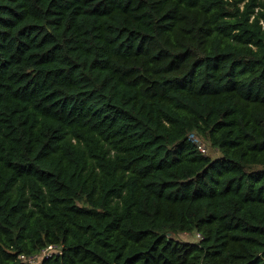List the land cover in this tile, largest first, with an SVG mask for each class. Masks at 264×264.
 Listing matches in <instances>:
<instances>
[{
	"label": "trees",
	"instance_id": "1",
	"mask_svg": "<svg viewBox=\"0 0 264 264\" xmlns=\"http://www.w3.org/2000/svg\"><path fill=\"white\" fill-rule=\"evenodd\" d=\"M49 245L264 264V0H0V264Z\"/></svg>",
	"mask_w": 264,
	"mask_h": 264
},
{
	"label": "rangeland",
	"instance_id": "2",
	"mask_svg": "<svg viewBox=\"0 0 264 264\" xmlns=\"http://www.w3.org/2000/svg\"><path fill=\"white\" fill-rule=\"evenodd\" d=\"M191 140L194 141L199 149L205 153L206 155H208L210 158L212 159H217L221 157V154L219 151L215 150L214 148H212L210 146V144H208L206 141H204L202 138L198 137L197 135H191L190 136ZM177 239L184 241V242H193L197 239H199V236L195 233L192 234H180L177 235Z\"/></svg>",
	"mask_w": 264,
	"mask_h": 264
},
{
	"label": "built area",
	"instance_id": "3",
	"mask_svg": "<svg viewBox=\"0 0 264 264\" xmlns=\"http://www.w3.org/2000/svg\"><path fill=\"white\" fill-rule=\"evenodd\" d=\"M61 254V247L55 245H49L37 254L33 255H20L19 260L22 264H41L42 261L54 255Z\"/></svg>",
	"mask_w": 264,
	"mask_h": 264
}]
</instances>
